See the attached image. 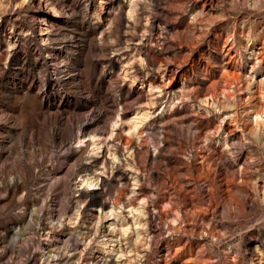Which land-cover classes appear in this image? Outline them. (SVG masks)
Returning a JSON list of instances; mask_svg holds the SVG:
<instances>
[{
  "label": "rangeland",
  "instance_id": "rangeland-1",
  "mask_svg": "<svg viewBox=\"0 0 264 264\" xmlns=\"http://www.w3.org/2000/svg\"><path fill=\"white\" fill-rule=\"evenodd\" d=\"M0 264H264V0H0Z\"/></svg>",
  "mask_w": 264,
  "mask_h": 264
},
{
  "label": "bare ground",
  "instance_id": "bare-ground-1",
  "mask_svg": "<svg viewBox=\"0 0 264 264\" xmlns=\"http://www.w3.org/2000/svg\"><path fill=\"white\" fill-rule=\"evenodd\" d=\"M131 11V10H130ZM124 76L126 75V73L123 74ZM160 92L161 90L156 87V86H152L151 84H148L147 86V102L145 104V106L141 107V108H137L136 111L133 113L132 117H130L127 121V130H126V134L128 135H131L132 137H135V138H140L142 133H143V129H140V127L143 126V124L146 123V121L148 120V116H149V109L151 108L152 104H153V98H152V95L154 96V94L157 96V95H160ZM223 92H221L222 94ZM212 98V96H208V98ZM205 101V103H207L206 100H203ZM212 104V103H211ZM118 115V114H117ZM260 114L258 112L255 113V117L257 118ZM227 116L225 117H222L221 120H223L224 118H226ZM116 122H118V119L114 120L113 124H112V128L110 130L111 134H112V130L115 128L116 126ZM257 124H259L257 122ZM95 142V140L93 141ZM82 182L85 183V184H89L92 182L91 179L89 178H84L82 179ZM184 189V188H183ZM181 198L183 197V199H187V194L185 193V190L184 192L182 193V196H180ZM232 199V198H231ZM142 201L139 202L138 204L141 205ZM131 210H135L134 209V206L131 207ZM181 218V214L179 213L178 210H175L171 217L169 218V223H170V226L175 228V229H180V223L182 222L180 220ZM54 226V225H53ZM53 228V227H52ZM50 229V228H49ZM51 235H49V237L51 238L52 240V243L55 244L56 240H58L59 236L54 234L56 233L55 232V228L51 231ZM60 239V238H59ZM59 241V240H58ZM63 242V241H62ZM52 244V245H53ZM51 245V244H50Z\"/></svg>",
  "mask_w": 264,
  "mask_h": 264
}]
</instances>
